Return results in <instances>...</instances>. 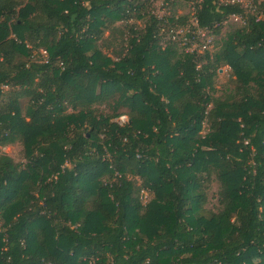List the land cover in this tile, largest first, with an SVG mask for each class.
<instances>
[{
	"label": "trees",
	"instance_id": "1",
	"mask_svg": "<svg viewBox=\"0 0 264 264\" xmlns=\"http://www.w3.org/2000/svg\"><path fill=\"white\" fill-rule=\"evenodd\" d=\"M179 1L214 34L244 24L217 53H188L163 36L189 15L157 17L153 0H0V145L25 157L0 155V264H264V2L257 20ZM135 17L103 53L104 31ZM223 65L236 90L214 97Z\"/></svg>",
	"mask_w": 264,
	"mask_h": 264
},
{
	"label": "rangeland",
	"instance_id": "2",
	"mask_svg": "<svg viewBox=\"0 0 264 264\" xmlns=\"http://www.w3.org/2000/svg\"><path fill=\"white\" fill-rule=\"evenodd\" d=\"M162 0H153V4L151 6V9L156 11V5H158ZM174 6H170L169 2L168 8H166V11L169 13H174L176 16L178 15H190L193 12L192 3H186L179 0H174ZM242 3L249 2L251 0H241ZM166 2V1H165ZM160 14V13H159ZM163 15V14H162ZM144 24V19L142 18H132L128 21L119 20L116 21L112 27L116 28L117 30H112L111 28H108L104 31L103 38L98 41V46L101 48L102 52L105 53L107 56L115 58L116 53L119 51V49L124 45V40L126 36L128 35V25H134L137 28H142ZM242 25L240 20L234 19L233 17H228L222 24V27L220 28L219 32L214 34L210 30L207 31L206 38H204L205 41H209V50L212 53H217V51L221 48L223 44V40L226 38L227 34L230 33L235 28H238ZM180 26V25H176ZM121 30V33L120 31ZM126 35V36H125ZM166 39V35L163 36V40ZM159 46L163 49L164 44L163 42L159 43ZM37 52L45 56V51L43 49H38L34 51V57H37ZM234 76L231 73L230 68L227 65L221 66L215 77H214V97H221L225 98L227 95L234 94L236 90V82L234 80ZM3 93H5L8 90V87H2ZM236 99V98H235ZM7 98L4 95L0 96V105H4ZM28 104V98H21L20 99V107L22 111V115L25 114V110ZM211 108V104L208 105V109ZM70 111V109H68ZM98 112L103 113H110L109 108L103 104L100 106H97ZM127 118V117H126ZM119 120V118L115 119ZM121 120V119H120ZM119 120V121H120ZM124 120V119H123ZM122 121V120H121ZM201 133H204L202 130ZM5 154L12 158V160L15 163L21 162L23 163L25 161L24 153H23V146L22 144L17 141L13 144H6V145H0V155ZM139 180L137 179L136 184L138 185ZM140 184V183H139ZM219 189V182L214 178L213 175H210L209 182L206 184L205 192H206V200L203 204V213L208 214L209 212H215L218 209V203H217V192ZM140 200L142 203H145L148 201L151 197V194L145 190H139L138 194Z\"/></svg>",
	"mask_w": 264,
	"mask_h": 264
},
{
	"label": "built area",
	"instance_id": "3",
	"mask_svg": "<svg viewBox=\"0 0 264 264\" xmlns=\"http://www.w3.org/2000/svg\"><path fill=\"white\" fill-rule=\"evenodd\" d=\"M219 4H233V3H240L241 7L247 12L254 14L256 19L262 18V12L259 10V4L264 2V0H251L246 3H242L241 0H216ZM168 3L165 0H162L158 5H156V11L152 10V14L156 15L157 17H165L168 13L165 12L166 8H168ZM193 7V5H192ZM160 13V14H159ZM163 14V15H162ZM178 15L176 16V18ZM229 17H233L234 19L240 20L242 24H244V19L238 15H230ZM208 30L205 28H200L197 25V19L194 17V7L193 12L189 15V19L186 24L175 26V28L168 29L165 40H173L178 43V45L184 49L185 52L188 53H202L206 50H209V41H205L206 34ZM122 121H121V120ZM124 119V120H123ZM120 120V121H119ZM117 120L120 123H124L127 121L126 116L119 117Z\"/></svg>",
	"mask_w": 264,
	"mask_h": 264
}]
</instances>
